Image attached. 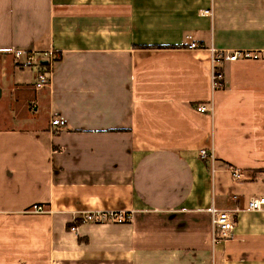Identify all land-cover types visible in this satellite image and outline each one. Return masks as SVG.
Returning a JSON list of instances; mask_svg holds the SVG:
<instances>
[{"label": "crops", "instance_id": "crops-1", "mask_svg": "<svg viewBox=\"0 0 264 264\" xmlns=\"http://www.w3.org/2000/svg\"><path fill=\"white\" fill-rule=\"evenodd\" d=\"M190 42L261 57L224 63L212 92ZM14 51L58 56L49 85ZM261 196L264 0H0L3 245L20 233L34 264L43 247L45 264H264V211L247 208ZM211 206L238 209L216 244ZM87 211L131 219L82 224Z\"/></svg>", "mask_w": 264, "mask_h": 264}, {"label": "built area", "instance_id": "built-area-1", "mask_svg": "<svg viewBox=\"0 0 264 264\" xmlns=\"http://www.w3.org/2000/svg\"><path fill=\"white\" fill-rule=\"evenodd\" d=\"M211 3L212 0H209ZM202 15L205 17H211L212 10H203ZM187 49L191 51L196 50H208L210 53V88L212 92L222 91L225 88V77L221 70V67L226 62H237L238 60H257L261 56L257 52L248 50H236L233 52H225L215 50L213 48H206L204 44L198 42H190L187 44ZM49 58L39 59L35 56L33 52H22L14 51L13 59L17 62L19 66L22 67H35L36 77L34 87L36 89H42L49 85L51 80V65L54 60H57L58 56L50 54ZM44 63V64H43ZM196 110L200 113H205L210 111L206 106H198ZM51 127L56 129L64 128L66 125L65 120L62 117H54L50 122ZM199 157L202 159L210 157V154L205 150L199 151ZM231 176L233 180H240L241 174L238 170H232ZM247 208L253 212L264 211V196L249 198L247 202ZM33 213H44V208L41 205H33L31 208ZM238 209L234 208L232 210L218 209L214 206L209 208L210 221H211V240L213 244H216L220 240H223L229 236L235 225V217L237 215ZM131 219V214L122 211H87L80 214L78 220L82 224H117L123 225L129 222ZM69 230L77 234L78 229L73 222Z\"/></svg>", "mask_w": 264, "mask_h": 264}, {"label": "rangeland", "instance_id": "rangeland-1", "mask_svg": "<svg viewBox=\"0 0 264 264\" xmlns=\"http://www.w3.org/2000/svg\"><path fill=\"white\" fill-rule=\"evenodd\" d=\"M221 70L223 71V66L221 67ZM224 73V72H223ZM225 77V75H224ZM3 225H0V229ZM22 231V228L20 232ZM7 232V231H6ZM18 232H15L13 236H11V242L12 238L15 237L14 239V245L11 244V247L7 245H3L2 242V235L3 232L0 230V264H34L33 259L34 256L32 254L27 253V249H30L31 251L33 250V247H27L24 245L22 241H24V238H20L18 236ZM19 241V242H18ZM9 242V241H8ZM16 245H19V247H15ZM25 246V247H22ZM42 253L41 256L36 258V260H39L41 263L40 264H45L46 261V254L44 253L45 248H41ZM26 251V254L24 256L21 252Z\"/></svg>", "mask_w": 264, "mask_h": 264}, {"label": "water", "instance_id": "water-1", "mask_svg": "<svg viewBox=\"0 0 264 264\" xmlns=\"http://www.w3.org/2000/svg\"><path fill=\"white\" fill-rule=\"evenodd\" d=\"M45 63V62H44Z\"/></svg>", "mask_w": 264, "mask_h": 264}]
</instances>
